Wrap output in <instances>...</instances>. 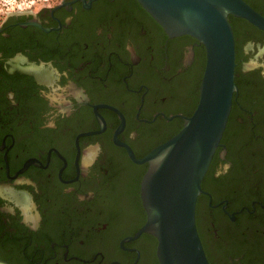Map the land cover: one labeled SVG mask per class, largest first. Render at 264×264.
Instances as JSON below:
<instances>
[{
  "label": "flooded vegetation",
  "instance_id": "flooded-vegetation-1",
  "mask_svg": "<svg viewBox=\"0 0 264 264\" xmlns=\"http://www.w3.org/2000/svg\"><path fill=\"white\" fill-rule=\"evenodd\" d=\"M244 1L264 16V0ZM228 20L236 90L196 227L210 264H264V29ZM205 61L138 0L0 16V262L159 264L155 236L136 235L149 165L137 160L193 113Z\"/></svg>",
  "mask_w": 264,
  "mask_h": 264
},
{
  "label": "water",
  "instance_id": "water-1",
  "mask_svg": "<svg viewBox=\"0 0 264 264\" xmlns=\"http://www.w3.org/2000/svg\"><path fill=\"white\" fill-rule=\"evenodd\" d=\"M169 36L188 34L205 47L199 99L182 128L138 162H148L141 181L146 221L138 230L157 240L159 264H210L195 220L201 180L219 145L230 112L234 37L228 15L264 29V16L244 0H138ZM0 264H6L1 263Z\"/></svg>",
  "mask_w": 264,
  "mask_h": 264
},
{
  "label": "rangeland",
  "instance_id": "rangeland-1",
  "mask_svg": "<svg viewBox=\"0 0 264 264\" xmlns=\"http://www.w3.org/2000/svg\"><path fill=\"white\" fill-rule=\"evenodd\" d=\"M131 1L133 2V0ZM42 2H45V0H0V16H3L4 14H6V12H10L13 10L28 9ZM120 172L121 175L124 176V171L122 170ZM116 176H119V172L116 173Z\"/></svg>",
  "mask_w": 264,
  "mask_h": 264
}]
</instances>
